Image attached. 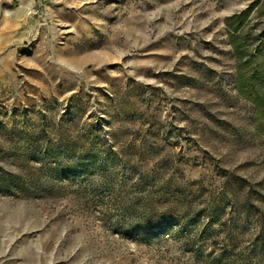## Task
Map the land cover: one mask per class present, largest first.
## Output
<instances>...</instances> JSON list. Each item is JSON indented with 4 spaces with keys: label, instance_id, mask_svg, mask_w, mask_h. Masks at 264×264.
Listing matches in <instances>:
<instances>
[{
    "label": "rangeland",
    "instance_id": "obj_1",
    "mask_svg": "<svg viewBox=\"0 0 264 264\" xmlns=\"http://www.w3.org/2000/svg\"><path fill=\"white\" fill-rule=\"evenodd\" d=\"M253 1L0 0V264H264Z\"/></svg>",
    "mask_w": 264,
    "mask_h": 264
},
{
    "label": "trees",
    "instance_id": "obj_2",
    "mask_svg": "<svg viewBox=\"0 0 264 264\" xmlns=\"http://www.w3.org/2000/svg\"><path fill=\"white\" fill-rule=\"evenodd\" d=\"M253 14L258 19H264V0H254L241 15L229 18L227 21L229 25L233 20L244 23V70H251V81L244 78V97L252 100L256 108L261 111L264 110V25L259 32L252 34L258 26L253 23ZM262 61L261 66L256 65L257 62ZM259 66L263 69H259ZM256 87L261 89L262 93L259 92L254 97L252 94ZM262 126L264 129V120Z\"/></svg>",
    "mask_w": 264,
    "mask_h": 264
}]
</instances>
